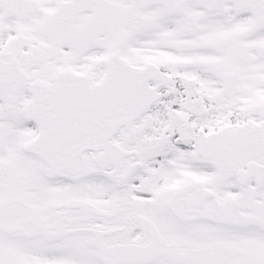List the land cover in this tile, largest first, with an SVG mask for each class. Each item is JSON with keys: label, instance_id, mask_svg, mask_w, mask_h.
<instances>
[{"label": "snow or ice", "instance_id": "obj_1", "mask_svg": "<svg viewBox=\"0 0 264 264\" xmlns=\"http://www.w3.org/2000/svg\"><path fill=\"white\" fill-rule=\"evenodd\" d=\"M0 264H264V0H0Z\"/></svg>", "mask_w": 264, "mask_h": 264}]
</instances>
